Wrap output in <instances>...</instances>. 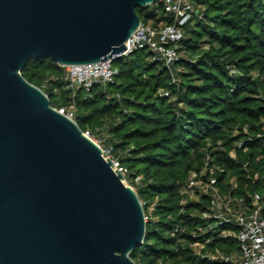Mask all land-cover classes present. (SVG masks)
I'll return each instance as SVG.
<instances>
[{"label": "trees", "instance_id": "trees-1", "mask_svg": "<svg viewBox=\"0 0 264 264\" xmlns=\"http://www.w3.org/2000/svg\"><path fill=\"white\" fill-rule=\"evenodd\" d=\"M195 1L202 17L185 24L173 71L146 46L113 61V82L75 96L66 66L50 56L30 58L22 71L52 105H75L84 131L106 133L107 151L139 181L149 219L130 253L138 264H232L240 256L238 227L216 226L209 194L183 193L207 160L236 206H251L256 193L264 204V0ZM137 11L144 22L171 20L161 2Z\"/></svg>", "mask_w": 264, "mask_h": 264}, {"label": "water", "instance_id": "water-1", "mask_svg": "<svg viewBox=\"0 0 264 264\" xmlns=\"http://www.w3.org/2000/svg\"><path fill=\"white\" fill-rule=\"evenodd\" d=\"M157 0H0V264H138L137 190L114 160L22 73L123 53ZM217 226V224H216Z\"/></svg>", "mask_w": 264, "mask_h": 264}, {"label": "built area", "instance_id": "built-area-1", "mask_svg": "<svg viewBox=\"0 0 264 264\" xmlns=\"http://www.w3.org/2000/svg\"><path fill=\"white\" fill-rule=\"evenodd\" d=\"M159 2L171 20H164L159 24L141 20L140 28L137 27L126 41L128 48L123 53L105 60L65 65L66 80L74 96L80 87L90 89L95 83L107 86L113 82L117 73L113 61L141 47H148L153 52L154 59L163 61L173 71V66L180 59L179 49L186 37L185 24L194 22L197 16L202 17V12L195 0H158L152 4ZM176 80L177 77H174V81ZM161 92L169 93L168 90H161ZM57 108L76 120L75 105ZM85 133L92 137L89 130ZM104 153L114 160L115 167L126 176L128 168L114 158L109 151L104 150ZM206 173H209L207 179L203 177ZM215 174L216 168L210 166L207 160L201 176L196 178L198 174L193 172L183 193L192 199H199L202 194H209L208 215L214 218L217 225L232 223L238 227L235 235L239 240L241 253L239 259L231 258L232 264H264V204L260 201V194L254 195L251 206L243 207L241 202L239 206H236L235 198L221 190ZM146 219H149L147 214Z\"/></svg>", "mask_w": 264, "mask_h": 264}, {"label": "rangeland", "instance_id": "rangeland-1", "mask_svg": "<svg viewBox=\"0 0 264 264\" xmlns=\"http://www.w3.org/2000/svg\"><path fill=\"white\" fill-rule=\"evenodd\" d=\"M182 54L183 55H189L190 54V51H182ZM92 138L106 151L107 148L109 147V145L107 144V142H105V136H106V133L105 134H101V135H94V134H91ZM125 181L129 184V185H132L136 190H137V187H138V182H133L131 181L129 178L125 177ZM153 209V204H151L150 206V210ZM233 257L239 259V256H237L236 254L233 255Z\"/></svg>", "mask_w": 264, "mask_h": 264}]
</instances>
